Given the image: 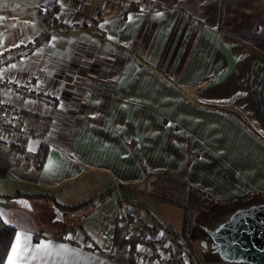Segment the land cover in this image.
I'll list each match as a JSON object with an SVG mask.
<instances>
[{
    "label": "crops",
    "instance_id": "obj_1",
    "mask_svg": "<svg viewBox=\"0 0 264 264\" xmlns=\"http://www.w3.org/2000/svg\"><path fill=\"white\" fill-rule=\"evenodd\" d=\"M36 8L50 10L58 26L47 27ZM40 31L45 37L35 48L31 41ZM14 46L25 51L0 62L3 79H35L34 89L56 96L52 105L5 87L0 94L3 102L24 104L17 120L22 130L55 144L47 146L39 172L0 154L5 178L28 182L36 192L16 196L31 210L30 200L48 198L37 194L47 189L60 203H73L61 193L73 185L94 197L91 189L110 185L95 173L107 175L114 187L117 181L142 191L145 169L180 172L187 166L188 179L217 198L264 194V141L234 110L206 105L235 107L264 136V0H0V52ZM152 66L183 87L198 84V100L205 103L185 99ZM162 101L173 102L175 112L163 111ZM28 144L32 151L40 146L36 137ZM134 182L139 186H126ZM129 208L138 224H156L139 204L129 201ZM15 225V236L26 234L29 245L54 246L31 264H129L76 230L59 239L33 223ZM202 245L215 251L210 240Z\"/></svg>",
    "mask_w": 264,
    "mask_h": 264
},
{
    "label": "rangeland",
    "instance_id": "obj_2",
    "mask_svg": "<svg viewBox=\"0 0 264 264\" xmlns=\"http://www.w3.org/2000/svg\"><path fill=\"white\" fill-rule=\"evenodd\" d=\"M55 29L52 31L54 32ZM45 35L43 33L38 32L36 33L33 38H32V46L33 47H38L39 43L44 39ZM36 40V42H34ZM34 50V48H32ZM13 51V55L9 57H5V59L0 60L1 63H9L12 62L13 58L17 56L18 54L23 53L25 50L22 48L18 47H5L1 52L3 53L4 51ZM78 61H74L76 63ZM3 78V77H2ZM4 80V79H3ZM35 79L27 80L23 83H18L16 81H12L13 83L16 84H30V87L33 91L40 92V93H46L43 91H40L38 89L33 88V84ZM8 81L4 80V83H7ZM180 86L182 87V92L185 94V99L188 100H198L197 93H198V84L195 85H189L188 87H183L182 84L178 81ZM201 86L202 82L199 84ZM8 89L10 92L20 95L19 93L15 92L11 88L2 85V89ZM166 87V86H165ZM2 91V90H1ZM0 91V94H1ZM169 91V90H168ZM49 94V93H47ZM52 95V94H49ZM21 96V95H20ZM56 98L55 95H52ZM22 97V96H21ZM174 97V96H171ZM23 98V97H22ZM1 99V96H0ZM26 99H31L34 100L31 97H27ZM13 107H18L22 106V112L18 117H10L11 120H13L16 123V126L19 130L24 131L27 135H16L17 142L15 144L11 145H1L0 144V154L4 155V157L7 158H13L16 161H21L25 166L26 163H24L21 155L25 151H28L30 156L33 159L39 158L41 161V168L43 166L44 158L47 154V146H55V144L47 139L45 136H40L41 138L44 139V141H41L39 136L32 134L31 132L22 130L19 127V124L17 120L22 116V114L25 112L26 108L24 107V104H14V103H8L5 102ZM54 103H46V104H55ZM155 103V102H154ZM161 103H164L162 105V110L167 111V113H174L175 108H173V105L170 103L173 102H164L162 101ZM169 103V104H167ZM44 104V103H43ZM166 108H163L165 107ZM248 119V118H247ZM31 134V135H29ZM24 136L26 137V140L21 139L20 137ZM29 137H36L38 139L40 146L36 151H32V149L29 147L28 140ZM36 141L32 140L31 145L35 146ZM45 151V152H44ZM15 153V156L13 153ZM40 153L39 156H34L33 154L35 153ZM11 153V154H10ZM6 165H3L2 162H0V196L2 197H7L5 201L1 202L0 201V213H3L1 215L4 220L9 222L10 224L15 225L18 223H25V224H31L37 228L38 232H49V233H57L58 230H65L64 233H66L68 236L74 235L75 232L73 233V230L78 231V234L81 236V233H84V235H88V242H91L93 245L99 246L103 248L105 251L113 247V240L115 237V214L116 210L118 207V201L120 199V196H122L125 199V202L129 204V201L133 202L134 204H139L140 206V212L146 218L149 222H154L157 225H171L174 228H180L182 225L183 221V210L176 204L171 203L166 201L163 198H159L154 195V192L158 191L159 194H163V192L160 189H156L153 184L147 185L143 183L144 190L142 191H130L127 189H124L123 187L119 185L117 181H115L116 187L113 186V180L109 179V177L102 172L100 173H95L97 177H101L102 180L104 181V185L107 186L103 191H97V189H91L93 196L94 197H89L91 196L90 193H87L82 190V192H79L80 186L78 185H73V186H68L65 187V190H63L61 193H67L71 198L68 200H73V203H62V204H77V203H82L83 201L90 199V198H96L93 200L94 202L92 204H87L85 207H81L80 211H72V212H67L65 209H61L59 207L53 206L51 199L48 198H42L41 199H31V205L34 210H31L30 207L24 203H21L20 199H18L17 194H19V197L22 195H25L24 193H30L34 195L36 192H31L32 186L28 182H24L22 185L18 180H16L13 177H10L8 181L7 178L1 173ZM27 168V166H26ZM40 168V170H41ZM29 170V169H28ZM39 170V171H40ZM32 171V170H30ZM39 171H34V172H39ZM34 183V182H32ZM132 185H137L134 188L138 187L139 184L136 182L131 183ZM112 185V190L110 193H108L110 186ZM114 188V189H113ZM119 188V189H117ZM48 191L46 192L47 194H54L52 189H47ZM38 195L41 193H37ZM55 200L57 199L55 195H53ZM102 196V197H101ZM10 197V198H8ZM101 198V201H99ZM58 200V199H57ZM56 200V201H57ZM59 202V201H57ZM263 199L261 196H253L250 198L246 199H240L230 207L234 210L239 209V208H245L249 207L253 204H258L262 203ZM60 203V202H59ZM115 207V209H114ZM230 211L229 206L222 207V205H215L213 210L211 211L212 214H221L226 213ZM114 212V213H113ZM113 213V214H112ZM137 214V213H136ZM203 214H209L207 212H204ZM66 215V219L63 217ZM68 215V217H67ZM81 216V217H80ZM117 216V214H116ZM133 222H135V226H139L138 220H140V217L137 215H133ZM222 218H224V215L222 214ZM111 222V230H110V221ZM197 220H201V216L199 215L197 217ZM225 221V220H223ZM221 221V222H223ZM220 222V223H221ZM207 230L205 231V228H197L195 231L192 233V237H194V242L196 247L198 248V254H201V249L203 247L202 241L205 243L208 242H213L212 237L210 233L208 232L209 228H206ZM17 230V227H16ZM63 233V234H64ZM62 234V236H63ZM212 252V251H208ZM208 255H214L213 257H217L218 254H212L209 253ZM190 260V259H189ZM188 263V262H186ZM193 263L198 264L195 259L193 258Z\"/></svg>",
    "mask_w": 264,
    "mask_h": 264
},
{
    "label": "trees",
    "instance_id": "obj_3",
    "mask_svg": "<svg viewBox=\"0 0 264 264\" xmlns=\"http://www.w3.org/2000/svg\"><path fill=\"white\" fill-rule=\"evenodd\" d=\"M36 15L47 25V27H57L59 20L56 19V16L51 13L48 9L36 8ZM102 17L100 14L98 17H95L93 22L97 23L98 19ZM102 38H106L102 32H98ZM152 68L158 72L168 83L174 85L179 90H182V87L178 81L172 79L167 72L157 66H152ZM196 103H205L199 100H192ZM210 107H215L218 109L230 108L234 110L231 114L235 117L240 118L245 122V126L253 132L257 137L264 141V136L251 124L247 119H244V115L240 114L241 111L237 110L235 107L224 106V105H214L206 104ZM230 114V113H229ZM23 140H26V137H20ZM45 152V151H44ZM41 152L33 154L34 156H39ZM187 168L188 166L180 172H171V171H162V172H151L148 169H145L144 183L147 185L153 184L156 189H162L163 194H159L158 191L154 192V195L163 198L168 202L178 205L183 210V221L180 228H174L171 225H149L144 222L142 228L148 229L151 231H156L158 228H165L168 231V236L173 244H177L178 247L183 249L187 257L190 259V264L193 263V258L198 264H250V263H230L225 261L220 257L218 252H215L211 246H203L201 249V254H198V248L195 245L194 237L192 233L195 231L197 226L199 228H213L218 225L221 221L226 220L230 214L233 212L230 206L239 201L240 199H246L253 197L254 195H261L264 202V194L262 192H250L243 195L231 196L228 198H217L210 191L205 190L195 184H193L187 177ZM126 186L135 187L137 185L127 184ZM26 196H30V193H24ZM39 195L48 197L51 199L52 204L61 209L67 210V212L80 211L81 207H85L87 204L93 202V199H87L82 203L77 204H62L55 200L53 194L41 193ZM19 196V194H17ZM10 198V197H8ZM215 205H222V207L229 206V210L226 213L221 214H212L211 211ZM207 212L209 214H203ZM222 214L224 218H222ZM201 216V220L198 221L197 217ZM3 217L0 215V264H4L7 254L9 252L11 243L15 237L16 227L9 222H6ZM206 231V229H205ZM65 230H58L57 233H54L53 236L59 239H63L62 234ZM37 235V234H36ZM35 235V237H36ZM209 245V244H208ZM212 251V252H208ZM209 253L218 254L217 257L214 255H208ZM111 255V254H110ZM129 264H135L132 260L129 261Z\"/></svg>",
    "mask_w": 264,
    "mask_h": 264
},
{
    "label": "built area",
    "instance_id": "obj_4",
    "mask_svg": "<svg viewBox=\"0 0 264 264\" xmlns=\"http://www.w3.org/2000/svg\"><path fill=\"white\" fill-rule=\"evenodd\" d=\"M36 42V40L34 41ZM13 55L12 50L1 53L0 60ZM7 86L19 93L23 99L31 97L34 100H42L44 103H54L56 98L47 93L33 91L30 84H16L12 81L4 83L0 75V91L2 85ZM22 112V106L13 107L0 99V144L11 145L17 142L16 135H27L17 128L16 123L10 117H18ZM31 135V134H29ZM44 141L43 138H39ZM28 151L22 153L21 157L26 163L27 169L39 171L41 161L33 159ZM119 189V188H117ZM118 211L115 218V237L111 252L114 255H122L132 260L135 264H190V260L177 244H173L168 236V231L158 228L151 231L142 228V225L135 226L129 204L120 196ZM188 262V263H186Z\"/></svg>",
    "mask_w": 264,
    "mask_h": 264
},
{
    "label": "water",
    "instance_id": "obj_5",
    "mask_svg": "<svg viewBox=\"0 0 264 264\" xmlns=\"http://www.w3.org/2000/svg\"><path fill=\"white\" fill-rule=\"evenodd\" d=\"M6 198L0 196V201ZM208 232L225 261L264 264V202L234 210Z\"/></svg>",
    "mask_w": 264,
    "mask_h": 264
},
{
    "label": "snow or ice",
    "instance_id": "obj_6",
    "mask_svg": "<svg viewBox=\"0 0 264 264\" xmlns=\"http://www.w3.org/2000/svg\"><path fill=\"white\" fill-rule=\"evenodd\" d=\"M3 215V213H0ZM7 221H5L6 223ZM29 237L26 234L18 233L15 236L14 243L10 247V251L7 254V264H31L32 261L40 260V253L45 255L49 254L54 247L49 243L41 242L39 245H29ZM62 251H71L63 245L59 246ZM2 259V258H0Z\"/></svg>",
    "mask_w": 264,
    "mask_h": 264
},
{
    "label": "flooded vegetation",
    "instance_id": "obj_7",
    "mask_svg": "<svg viewBox=\"0 0 264 264\" xmlns=\"http://www.w3.org/2000/svg\"><path fill=\"white\" fill-rule=\"evenodd\" d=\"M214 228V227H213ZM213 228H209V229H213ZM206 229V228H205ZM207 230V229H206ZM202 243V242H201Z\"/></svg>",
    "mask_w": 264,
    "mask_h": 264
}]
</instances>
